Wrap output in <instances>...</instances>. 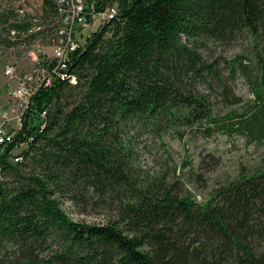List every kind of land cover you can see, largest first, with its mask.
Instances as JSON below:
<instances>
[{
	"label": "trees",
	"instance_id": "16d2710c",
	"mask_svg": "<svg viewBox=\"0 0 264 264\" xmlns=\"http://www.w3.org/2000/svg\"><path fill=\"white\" fill-rule=\"evenodd\" d=\"M85 1L96 9L116 4V18L73 55L75 85L62 81L32 98L23 132L33 140L23 161H11L15 144L0 147V264H264V172L197 202L179 178L140 169L132 143L140 132L161 140L168 130L204 124L208 137L264 140V0ZM16 7L0 0L5 49L38 37L20 36L33 16L40 39L57 20L52 0H41L39 15ZM236 43L245 52L225 63L226 76L245 79L253 100L242 113L216 117L196 84L228 85L202 51ZM42 110L46 124L36 132ZM60 198L94 200L109 215L99 224L74 222Z\"/></svg>",
	"mask_w": 264,
	"mask_h": 264
},
{
	"label": "rangeland",
	"instance_id": "374dc122",
	"mask_svg": "<svg viewBox=\"0 0 264 264\" xmlns=\"http://www.w3.org/2000/svg\"><path fill=\"white\" fill-rule=\"evenodd\" d=\"M40 4L41 0H28L25 10L30 15H39ZM92 30L97 32L99 27L96 26ZM46 40L40 39L39 42L46 45ZM244 52L245 47L241 43L230 47L213 44L202 51L204 59L217 67L228 85V88L223 90L213 82L196 84V91L206 95L210 100L212 113L216 117H224L231 112L242 113L246 109V103L253 100L245 79L237 77L234 81H229L226 76L228 67L225 63ZM26 54L27 49L0 48V113L7 104L9 91L13 86V83L3 76V71L11 64H15L18 69L25 67ZM232 96L238 98L240 102L229 103ZM206 126L204 124V127ZM202 128L199 126L191 129L181 128L178 130L181 134L171 129L162 135L161 140L151 134L140 132L132 142L137 166L151 173H166L169 179L179 178L180 190L183 193L189 192L197 202L208 200L215 190L235 181L241 175L264 172V140L259 143L251 142L239 135H226L220 132L208 137ZM25 136L27 135L24 132L17 134L15 140L18 138V141H15L14 149ZM19 151L13 153L17 154ZM94 203V200H89L86 205H74L65 198H60V207L70 219L87 224L102 223L109 215Z\"/></svg>",
	"mask_w": 264,
	"mask_h": 264
},
{
	"label": "built area",
	"instance_id": "2783aa9c",
	"mask_svg": "<svg viewBox=\"0 0 264 264\" xmlns=\"http://www.w3.org/2000/svg\"><path fill=\"white\" fill-rule=\"evenodd\" d=\"M57 11V20L53 21L45 31L46 45L40 44L42 32L38 17L33 16L30 26L20 33L23 38L36 35L28 44H21L19 48L27 49L26 65L18 69L15 64L6 66L3 76L13 86L10 88L9 97L5 108L0 113V147L4 148L15 143L17 134L30 128V114L32 98L38 91L51 89L62 81L76 84V77L70 75L69 64L75 55L86 44V40L93 34L92 29L102 25L107 19H115L117 5H107L95 8V3L85 0H52ZM28 0H17L16 13L27 14L25 7ZM22 5V6H20ZM113 6V7H110ZM17 33L11 31L10 40L16 41ZM39 38V39H38ZM3 48V47H0ZM46 121V110L38 114L34 124L37 132L42 122ZM31 136L17 144L11 155L14 163L23 161L22 149H27V142Z\"/></svg>",
	"mask_w": 264,
	"mask_h": 264
},
{
	"label": "bare ground",
	"instance_id": "6f19581e",
	"mask_svg": "<svg viewBox=\"0 0 264 264\" xmlns=\"http://www.w3.org/2000/svg\"><path fill=\"white\" fill-rule=\"evenodd\" d=\"M110 7H113V6H110ZM116 9H117V11H118V8H117V7H116ZM109 20H111V19H107V20H105V21H109ZM98 27H101V26H98ZM45 124H46V121L42 122L41 125L38 127V130H37V131H41V132H42V130H43L44 127H45ZM32 140H33V137L31 136V138H29V140H28V142H27V148H28L29 143H31ZM25 150H26V149H22V153H23V151H25ZM22 158H23V155H22Z\"/></svg>",
	"mask_w": 264,
	"mask_h": 264
}]
</instances>
